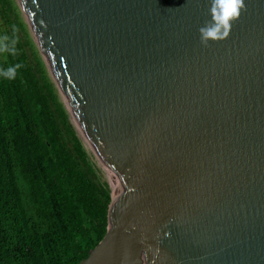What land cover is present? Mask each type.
<instances>
[{
  "label": "water",
  "instance_id": "obj_1",
  "mask_svg": "<svg viewBox=\"0 0 264 264\" xmlns=\"http://www.w3.org/2000/svg\"><path fill=\"white\" fill-rule=\"evenodd\" d=\"M17 1L116 188L79 264H264V0L208 47L210 0Z\"/></svg>",
  "mask_w": 264,
  "mask_h": 264
},
{
  "label": "trees",
  "instance_id": "obj_2",
  "mask_svg": "<svg viewBox=\"0 0 264 264\" xmlns=\"http://www.w3.org/2000/svg\"><path fill=\"white\" fill-rule=\"evenodd\" d=\"M0 19V36L18 40L0 68L22 65L0 79V264H79L108 231L112 186L17 0H0Z\"/></svg>",
  "mask_w": 264,
  "mask_h": 264
},
{
  "label": "clouds",
  "instance_id": "obj_3",
  "mask_svg": "<svg viewBox=\"0 0 264 264\" xmlns=\"http://www.w3.org/2000/svg\"><path fill=\"white\" fill-rule=\"evenodd\" d=\"M245 10V0H210L208 14L210 19L199 28L201 45L208 47L213 43L227 40L230 36L233 24L239 19ZM18 40L15 36H0V53L11 56L18 54ZM22 65L17 63L6 68H0V79L12 81L17 78ZM148 251H153L151 245ZM157 253L159 249L155 250Z\"/></svg>",
  "mask_w": 264,
  "mask_h": 264
},
{
  "label": "rangeland",
  "instance_id": "obj_4",
  "mask_svg": "<svg viewBox=\"0 0 264 264\" xmlns=\"http://www.w3.org/2000/svg\"><path fill=\"white\" fill-rule=\"evenodd\" d=\"M0 23H2V25H0L1 27V29H5L7 26H6V24H5V22H3L1 19H0ZM21 31H22V29H20ZM29 32H30V30H29ZM0 34H1V32H0ZM30 35H31V37L33 38V40L35 41V39H34V37H33V35H32V33L30 32ZM26 35H25V30H24V37H25ZM35 43H36V41H35ZM37 44V43H36ZM37 47H38V45H37ZM39 48V47H38ZM40 50V49H39ZM43 56V55H42ZM44 58V57H43ZM45 61V60H44ZM45 63H46V61H45ZM46 65H47V63H46ZM47 67H48V65H47ZM49 69V68H48ZM72 122L75 124V126L77 127V130H78V132H79V134H80V136L82 137V139H84V141H85V143L87 144V146L88 147H90L89 146V144L87 143V141L85 140V138H84V136H83V134H82V131L80 130V128L78 127V125H77V123L75 122V120H74V118H72ZM101 165V164H100ZM108 177V176H107ZM108 179H109V177H108ZM109 181H110V183H111V186L113 187V189H114V185H113V183L111 182V180L109 179Z\"/></svg>",
  "mask_w": 264,
  "mask_h": 264
},
{
  "label": "bare ground",
  "instance_id": "obj_5",
  "mask_svg": "<svg viewBox=\"0 0 264 264\" xmlns=\"http://www.w3.org/2000/svg\"><path fill=\"white\" fill-rule=\"evenodd\" d=\"M112 189H113V187H112ZM114 189L116 190L115 186H114Z\"/></svg>",
  "mask_w": 264,
  "mask_h": 264
}]
</instances>
